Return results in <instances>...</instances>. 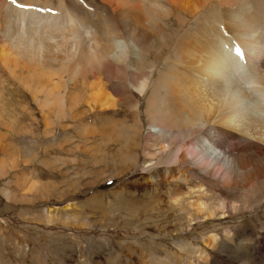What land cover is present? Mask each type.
<instances>
[{
  "label": "bare ground",
  "instance_id": "6f19581e",
  "mask_svg": "<svg viewBox=\"0 0 264 264\" xmlns=\"http://www.w3.org/2000/svg\"><path fill=\"white\" fill-rule=\"evenodd\" d=\"M16 2L0 0V72L9 77H0L1 125L4 107L20 98L12 100L5 90L30 92L43 112L44 134L53 138L57 123L67 131L66 121L93 110L131 107L137 123L128 129L142 134L145 112L162 150L176 143L156 170L165 176L167 192L171 179L175 189L186 180L185 169L169 165L189 159L232 188L264 178V0ZM224 43L241 50L243 75L232 76ZM15 116L7 118L9 128L17 126ZM5 139L0 134L9 161L0 158L1 171L17 166L11 159L18 150ZM22 144L21 153L31 154L25 147L30 143ZM23 183L31 191L43 186ZM195 205L208 218L225 217L222 198H198ZM45 218L52 221L49 213ZM218 237L212 235L210 243Z\"/></svg>",
  "mask_w": 264,
  "mask_h": 264
},
{
  "label": "rangeland",
  "instance_id": "374dc122",
  "mask_svg": "<svg viewBox=\"0 0 264 264\" xmlns=\"http://www.w3.org/2000/svg\"><path fill=\"white\" fill-rule=\"evenodd\" d=\"M19 92L5 90L12 100L20 98L5 106L11 115L4 107L6 126L0 124L4 143L18 150L11 159L17 166L0 170V264H264V178L232 188L189 159L169 165L185 169L186 180L175 189L171 179L167 192L156 170L176 143L162 150L145 112L140 135L128 129L137 123L131 107L108 106L66 121L67 131L55 124L53 138L44 134V115L32 94ZM11 116L18 127H8ZM22 142L30 143L31 154L21 153ZM0 158H7L1 146ZM29 180L43 186L28 190L23 182ZM198 198H222L225 217L205 216ZM214 234L218 241L210 243Z\"/></svg>",
  "mask_w": 264,
  "mask_h": 264
},
{
  "label": "snow or ice",
  "instance_id": "6c2138e0",
  "mask_svg": "<svg viewBox=\"0 0 264 264\" xmlns=\"http://www.w3.org/2000/svg\"><path fill=\"white\" fill-rule=\"evenodd\" d=\"M13 3H15V0H13ZM237 55H238V56L241 55L239 49H237Z\"/></svg>",
  "mask_w": 264,
  "mask_h": 264
}]
</instances>
